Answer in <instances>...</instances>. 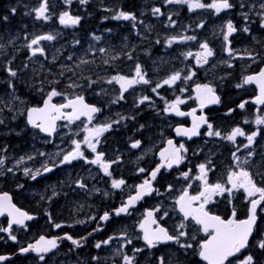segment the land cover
Returning a JSON list of instances; mask_svg holds the SVG:
<instances>
[{
    "label": "flooded vegetation",
    "instance_id": "af4514ba",
    "mask_svg": "<svg viewBox=\"0 0 264 264\" xmlns=\"http://www.w3.org/2000/svg\"><path fill=\"white\" fill-rule=\"evenodd\" d=\"M57 2L62 10L57 18L37 19L34 11L33 29L20 26L17 30L22 35L21 38L17 36L16 49H10L5 41L7 49L0 50V98L5 97L6 102L5 105L1 101L0 112V157L4 158V164L0 166V195L7 194V200L16 209L32 217L21 225L12 222L13 217L8 211L0 212V256L10 257L0 264H126L125 255L132 258V264H206L199 257L200 245L213 231L203 232L193 219H185L178 211V204H170L168 195L177 191L182 195L187 190L189 197L198 196L204 189L205 180L209 185L220 183L225 188H232L227 182L229 172H238L240 168L249 172L257 187L264 188V124L255 123L257 116L264 118V103L257 106L252 102L257 90L244 82L246 77L257 74L264 63L257 68L249 67L248 63L258 62L259 56L250 55L247 49H238L250 43L258 47L262 41V38L255 41L253 37L258 35L259 38V34L264 33V0H228L232 7L220 12L208 7L219 0H193L204 7L191 10L187 3L169 5L166 0ZM154 8H159L160 13L154 14ZM121 11L132 13L135 19H115ZM63 12L80 17L79 22L58 25L57 20L60 22ZM169 18L175 23H170ZM229 21L236 31L225 41ZM7 27L0 24V38H8ZM46 27L52 28L54 39L33 45V48L43 49L42 54L33 55L27 47L28 42L34 34L44 36L38 34ZM73 29L83 31L81 54L76 57L71 48ZM173 33L195 39L182 41L180 37L181 40L170 45V37H176ZM63 38L65 43L59 44V39ZM202 43H207L213 55L202 66L193 58L192 62L187 60L185 67L181 61L182 49H194ZM102 48L104 52L100 51ZM137 65L149 83L134 84L123 93L119 83H108L116 75L134 77ZM27 66H32L31 75L24 73ZM233 66L236 72H221L222 68ZM9 68L15 71V76L10 75ZM175 72L180 73V79L172 85L162 83ZM29 76L34 80L33 88L29 89L34 94V104L24 98V94L30 93L24 91L21 84ZM76 83L82 85L80 91L74 89ZM158 83L161 87L154 92ZM197 85L212 87L220 103H205L202 107L197 97L203 89L198 92ZM53 89L59 93L52 98L56 106L82 96L86 104L100 111L91 121L83 118L69 122L62 116L53 135L47 136L39 128L28 125L26 112L30 107H40ZM145 96L149 99L141 102ZM177 98L183 101L178 104V110L185 115L165 111ZM242 102L245 103L243 109L239 107ZM20 104L24 106L23 113L12 111V107ZM229 109L233 111L229 112ZM70 111L62 110L65 114ZM201 117L222 135L209 136L207 124H200L197 137H176L178 127H191ZM114 121L117 123H112ZM107 123H112V127L100 136L97 152L83 144L80 145L82 158L61 163L64 155L75 148L72 144L77 138L72 135L74 130H87ZM237 126L245 136L236 138L235 142L225 140L223 136ZM253 132L257 135L248 145L247 135ZM137 140L140 145L132 148L131 144ZM169 140L173 142L172 148L184 146L180 150L183 159L170 168L165 164L153 182V192L129 205L126 213L117 215L116 210L136 193V186L149 179L152 170L159 165L160 153ZM58 145H63V152L48 157L50 149ZM97 153L104 154V162L117 161L119 157L118 162L109 164L110 175L105 174L99 164L85 162V158L91 161ZM233 153L238 160L234 159ZM21 157L24 160L17 164ZM201 163L206 165L204 180L198 178ZM45 166L51 171H43ZM25 168L31 172L40 170V174L33 179L31 174L25 175ZM141 168L143 172L139 171ZM89 175L94 176L95 187L89 184ZM114 179L125 183L120 188H113ZM80 183L85 186L80 187ZM253 198L259 199V194L248 197L243 188H235L230 193H214L207 203L201 198L191 205L196 209L201 204L207 213L225 221L244 220ZM263 211L264 201L257 207V220L247 246L225 264H242L249 256L248 247ZM105 212L109 218L101 220ZM148 212H152L151 218L155 221L153 229L160 225L178 240L167 244L157 242L149 247L140 226ZM168 221L177 226L175 232ZM179 230L185 234L180 236ZM11 236L16 239L12 240ZM42 236L45 240H56V247L47 253L21 252L22 248L35 245ZM67 236L79 244H73ZM105 240L109 242L102 243ZM97 243L101 245L99 248ZM169 249L173 251L168 252ZM258 252L262 253L258 264H264V249L259 247ZM142 256H151L152 260L142 262ZM166 258L173 259L170 263Z\"/></svg>",
    "mask_w": 264,
    "mask_h": 264
},
{
    "label": "snow or ice",
    "instance_id": "6c2138e0",
    "mask_svg": "<svg viewBox=\"0 0 264 264\" xmlns=\"http://www.w3.org/2000/svg\"><path fill=\"white\" fill-rule=\"evenodd\" d=\"M66 3H71V0H65ZM81 4L86 3L87 0H80ZM167 3H187L189 6V9L192 8H200L204 7L203 4H200L199 2H193V0H166ZM208 7L215 8L216 12H220L222 9H229L232 7V5L228 2V0H219V2H214L213 4L209 5ZM264 7V5H262ZM15 11V9H13ZM35 15L37 19L43 18L44 20L49 19L45 13L47 12V4L46 0L45 2H42L39 6V8L35 9ZM154 14H159L160 9L154 8L153 9ZM67 18V19H66ZM115 19H132L134 20L135 17L132 13H126V12H119ZM7 19V17H5ZM80 17H72L69 15L68 12H63L60 15V23L64 25L72 24L75 25L79 22ZM170 23H175L174 21H171V18H169ZM236 31L231 21L227 23V32L224 34L225 41L228 40L229 34ZM247 31V29H245ZM54 37L50 34L44 35V36H37L36 38L32 39L30 43H28L27 47L31 50L33 55L36 53H43V49L40 47L33 48V45H38L39 41L41 40H53ZM95 39L99 40L100 37H95ZM177 39L176 37H172L168 42L169 44L172 43L173 40ZM181 39L186 40H193L195 37L192 36H186L181 37ZM2 47V45H0ZM201 49H203V52H198L197 55V63L202 64L207 62L208 57H211L213 55V51L211 48L208 47L207 43H202L200 45ZM101 52H104L105 49H100ZM230 51V50H229ZM188 55H191V53H188ZM86 62V61H85ZM10 75L15 76V71H12L10 68L8 69ZM178 79H180V73L175 72L171 76H169L167 79L163 80V84L165 85H172L174 84ZM187 79V77L185 78ZM113 81L120 84L121 93H123L128 87H131L134 84L137 83H149L147 79H145V76L141 70L140 65L136 66L135 69V76L132 78H126L121 75L112 76L108 83H112ZM251 81H257L260 84L261 89V95L256 98L257 103H264V69H261L260 73L256 76H248L245 78L244 82L248 83ZM91 83H94V81H90ZM161 87V84H157L155 88H153V91L155 92L157 88ZM237 87H240V85H237ZM203 89V93L201 95H198V99L201 101V106L205 103L213 104V103H220V98L216 96L214 89L210 87L209 85H197L198 92ZM59 93L53 89L52 92L49 94L48 99L44 101L45 107L44 108H30L28 109V122L32 124L34 127L40 128L43 132H48L51 134V132L54 130L55 121L59 118H61L60 115H57V113H60V110L62 108H71L72 112L68 113L66 118L71 122L72 120L79 119L80 116L84 115L87 116L88 119L91 121L93 114L100 111L98 108L88 105L84 102V98L82 96H76L74 99H69L67 104L56 106L51 105L50 100L51 97L58 95ZM123 98L122 96L120 97ZM149 97L145 96L142 97L141 102L144 100H148ZM183 103L182 100L177 98L176 101H174L170 106L165 108V111H175L177 115H185V113H182L178 110V104ZM241 109L245 107V103H241L239 105ZM229 112H232V109L228 110ZM34 114H38L34 118ZM41 120L40 123H37V120ZM195 119V118H194ZM2 122V121H0ZM248 121L246 120L245 123ZM117 123V122H112ZM112 123L103 124L100 126H97L95 128L88 129V135L85 136L84 143L87 144V146L93 151L97 152V144L100 142L99 138L100 136L108 131L112 127ZM255 123L260 125L264 124V118H261L260 116L256 117ZM200 124H207V127L209 129L208 135L209 136H221V132L219 130H213V125L210 123H207V120L203 117L200 118L198 123L194 122V125L192 129H180L178 128L176 131L178 134H184L188 136L196 135L197 129L200 127ZM257 135L256 132L251 133L250 135H247V141L248 145H251L253 143L254 137ZM237 136H245V132L239 127H234L231 132L227 135H224L223 138L227 141L235 142ZM72 143L75 145V148L73 151L68 152L64 155L63 160H61V163H71L72 160L77 158H82L83 153L80 151V142L73 140ZM168 144L171 146L173 142L171 140L168 141ZM140 145V141L137 140L131 144L132 148H137ZM248 145H245L247 147ZM183 145H180V148H172L171 151L168 149H165L163 152H161V158L163 164H166L167 167H172L173 164H179L180 161L183 159V156L180 155V150L183 149ZM103 153H97L96 157L92 159L91 161H88L85 158L86 163H92V164H99L102 170L105 174L110 175L109 173V164L110 163H116L119 160V157H117V161H111V162H104L103 161ZM251 155V153H249ZM234 159L238 160L239 158L236 157L235 153H233ZM28 159H32V157H28ZM24 160L23 157H21L20 161H17V164L21 163ZM4 164V158L0 157V166ZM239 166V165H238ZM161 165H158L155 170L151 173V178L155 179L157 176V173L160 170ZM198 168L200 170V177L199 179L204 180L206 177V165L201 163L198 165ZM9 171H12L9 169ZM43 171H51L50 168L44 167ZM140 172H143L144 169H139ZM25 175L31 174L32 178L35 179L37 175L40 174V170H37L36 172H31L30 169L25 168L24 169ZM183 176L187 177L188 173H183ZM228 182L232 185V188H225L223 184L217 183L215 185H209L207 184L205 180V185L203 191L200 192L198 196H188L187 190L183 192V194L179 197V199L176 201L177 204L180 206V211L184 213L185 217L193 216L194 219H196V222L198 224L203 225V231L208 232L209 228L213 229V233H210V238L206 241H204L200 245V252L199 255L206 261H208V264H224V261L229 257L232 256L234 253L239 252L241 249L245 248L248 244L249 236L253 232V226L256 223V212H257V206L261 204L262 201H264V188L257 187V185L253 182V179L248 171L244 170L243 168H240L238 172H229L228 175ZM79 183V182H78ZM125 182L123 180H113L112 181V187L113 188H120L121 185H123ZM80 187H84L85 185L80 183ZM137 191L134 196H130L125 204H123L119 209L116 210V214L119 215L120 213H126L128 211L129 205L134 204L137 200L141 199L143 195L149 194L153 191L151 187V181L148 179H145L143 183L140 185H137ZM171 187V186H169ZM235 188H243L244 191L247 193L248 197H255V194H259V199L253 198L250 201L251 207L249 208V214L248 217L244 220H235V219H229L227 221L222 220L219 216H209L207 212L203 210V205L200 206L199 209H192L191 208V201H196L201 198H203L204 202L207 203L209 199H211L212 195L214 193H223V192H231L232 189ZM55 195V193H53ZM2 211H8V214L13 217V221L16 224H23L25 220L32 219L31 216H29L27 213L20 212L19 209H16L14 205L10 203V201L7 200V194H5L4 197H0V212ZM235 216V212H233V217ZM147 217H152V212L147 213ZM109 218V214L107 212L104 213L103 216L100 217L101 220H107ZM151 223H155L154 220H151ZM141 228H144V240L148 244L149 247L154 246L155 243L160 241H170V240H178V237L169 235L168 232L164 228L157 227L155 230H148L145 228V223H141ZM56 227H60V225H56ZM185 233L180 232L179 235L183 236ZM69 240H72L73 244L78 245L79 241L72 239L71 236L66 237ZM12 240H15V236H11ZM112 237H109V240H111ZM109 240H105L102 243L107 244ZM130 243V241H128ZM101 245L100 243L96 244V247L99 248ZM56 247V240H45V238L42 236L40 238V241H38L35 245H29L27 248H22L21 252H28L29 250H32L36 253H47L50 249ZM188 247H191L189 245ZM259 247L264 249V240L259 242ZM136 251H140L137 249ZM4 257L0 256V260H3ZM40 259L43 260V255L40 256ZM95 259V257H94ZM124 260L126 264H132V258L125 255ZM242 264H253V258L251 256H248L245 258V260L242 262Z\"/></svg>",
    "mask_w": 264,
    "mask_h": 264
},
{
    "label": "trees",
    "instance_id": "16d2710c",
    "mask_svg": "<svg viewBox=\"0 0 264 264\" xmlns=\"http://www.w3.org/2000/svg\"><path fill=\"white\" fill-rule=\"evenodd\" d=\"M42 2H45V0H0V24H6L11 31L15 34L14 31H17L18 29L20 30V26L22 28H27L28 26H32L34 22V10L40 6ZM47 4V12L45 15L48 17H54L56 16L59 12H62L61 7L58 6L57 0H46ZM15 9V11H13ZM7 17V19H5ZM6 21V23H4ZM33 29V27H31ZM83 31L81 29H73L72 31V41H71V48H72V55L73 57H76L81 54V39ZM70 36V34H69ZM66 40L59 39V44L64 42ZM56 43V44H58ZM256 55V56H255ZM254 56L257 57L259 56L258 53L255 51ZM259 61L255 60V62L248 63L249 67L257 68L262 62L264 63V56H260ZM32 66L26 67L24 69L25 74L32 73ZM221 72H236V69L234 66L232 68H222ZM75 77V76H74ZM226 79V78H225ZM33 77L29 76L25 80H23V85L22 88L24 91H27L30 93L29 89L33 88ZM81 84L76 90H81ZM75 91V90H74ZM34 94L26 95L24 94V98L29 102V104H34L35 100L33 97ZM31 96V97H30ZM264 240V211L261 212L260 217H259V222L257 223L256 230H255V235L253 237L252 243L248 247V255L253 258V261H255L256 264H258L261 254L258 252V243L260 241Z\"/></svg>",
    "mask_w": 264,
    "mask_h": 264
},
{
    "label": "rangeland",
    "instance_id": "374dc122",
    "mask_svg": "<svg viewBox=\"0 0 264 264\" xmlns=\"http://www.w3.org/2000/svg\"><path fill=\"white\" fill-rule=\"evenodd\" d=\"M169 5H171L170 3H169ZM37 8H39V6L37 7ZM36 8V9H37ZM58 17V15H56V17L55 18H57ZM67 19V18H66ZM57 24L59 25H64V24H61L58 20H57ZM262 24H263V26H264V21L262 22ZM7 36H8V38L7 39H2V38H0V45H2V47H0V50H2V49H7V43H8V45L10 46V49L11 48H14V50L16 49V46H17V41H18V37L17 36H19L20 35V38H21V35L22 34H20V32L19 31H14L15 32V34H16V36H15V34L13 33V32H9V31H11L10 29H8V27H7ZM41 33H39L38 35H48V34H50V35H52V28H50V30L48 29V27H46V28H43L41 31H40ZM175 36L177 35L176 33H173ZM31 35H33V34H30V36ZM0 36H1V34H0ZM15 36V37H14ZM36 36H37V34H34L33 36H31V38H30V41L32 40V39H34V38H36ZM262 36V37H261ZM25 37H26V34H25ZM181 37V35L179 34L178 36H176V38L177 39H175V40H173L172 41V43L171 44H174L175 42H177V41H179V40H181V39H179ZM170 38H172V37H170ZM260 38H262V41L259 43V46L257 47L256 46V44H252V43H250L248 46H244L243 48L242 47H239L238 49H247V51H248V53L250 54V55H253L254 53H255V51L258 53V55H259V57L260 56H264V33H261V34H259V38H258V35L257 36H254L253 37V40H255V41H257V40H259ZM5 41H7V43H4ZM30 41L28 42V43H30ZM182 41H184V39L182 40ZM169 43V42H168ZM170 44V45H171ZM198 46H200V44H197L195 47H197V48H194V49H182V52H181V61L182 62H184V64H185V67H186V62H188L187 60H190V62H192V60H193V58H195V61L194 62H197V53L198 52H202V49H201V47H199L198 48ZM11 53V52H10ZM188 53H191V55H188ZM247 53V54H248ZM183 54V55H182ZM256 56V55H255ZM198 65H200V66H202L203 64H199L198 63ZM188 66H190V65H188ZM187 71H189V70H187ZM193 71V70H192ZM189 74V73H188ZM76 77H77V75H76ZM78 82V81H77ZM79 85H77V83L75 84V85H73V87H75V88H77ZM74 88V89H75ZM13 98V97H12ZM11 97H10V99H12ZM5 100V97H3V98H0V112H1V107H2V103H1V101L6 105V102L4 101ZM13 105V104H12ZM23 108H24V106L22 105V104H20V105H17L16 107H12V111H16L17 110V112H21V113H23ZM20 113V114H21ZM16 114V113H15ZM16 115H13V117L14 118H16L15 117ZM234 128V127H233ZM232 128V129H233ZM88 129H91V128H87V130ZM231 129V130H232ZM73 130V129H72ZM86 130V128L85 129H77V130H74L73 132V137H77L76 139H73V140H76V141H78V142H80V145H85V146H87V144L86 143H84V140H85V136L86 135H88V131ZM231 131H229L228 132V134L230 133ZM242 137H244V136H237L236 138H242ZM73 144V143H72ZM235 146V145H234ZM71 147V146H70ZM88 147V146H87ZM72 148V147H71ZM63 152V145H58L57 146V148L55 147V148H51L50 149V151H49V154H48V157H51V156H58V155H60L61 153ZM215 152H216V150H215ZM90 176V175H89ZM94 176H90L89 177V184L90 185H92V186H96L97 185V183L95 182V178H93ZM227 182H228V179H227ZM180 195H181V191H177V193L176 192H174V194L173 193H171L170 192V194L168 195V200H169V202H170V204H173V205H177V200L179 199V197H180ZM160 210V209H159ZM163 213V212H162ZM173 215V214H172ZM161 216L162 217H165V215L164 214H161ZM168 224L172 227V229H173V231L175 232V230H177V226L176 225H174L173 223H171L170 221H168ZM179 233L180 232H182V231H178ZM178 244V243H177ZM168 252H172L173 250H171V249H169V250H167ZM143 254H146V252H142ZM186 254V253H185ZM151 256H142L141 257V261L143 262V261H147V260H152L151 258H150ZM168 258H169V256H168ZM167 259V258H166ZM171 259H173V258H170V259H167V261L168 262H170L171 263ZM174 260H177V257L176 258H174ZM153 264V263H152Z\"/></svg>",
    "mask_w": 264,
    "mask_h": 264
},
{
    "label": "water",
    "instance_id": "95a60500",
    "mask_svg": "<svg viewBox=\"0 0 264 264\" xmlns=\"http://www.w3.org/2000/svg\"><path fill=\"white\" fill-rule=\"evenodd\" d=\"M261 69H264V67H262ZM261 69H260V71H261ZM260 71L257 73V74H255L254 76H256V75H258L259 73H260ZM245 84H251L252 86H254L255 88H256V90H257V96L252 100V102L253 103H255L257 106H261L263 103H257L256 102V98L257 97H259L260 95H261V89H260V84L257 82V81H251V82H248V83H245ZM48 97H49V95L45 98V100L46 99H48ZM52 98L53 97H51V100H50V104L51 105H54L53 103H52ZM75 98V97H74ZM74 98H72V99H74ZM44 100V101H45ZM68 103V101H66V103H64V104H67ZM64 104H62V105H64ZM45 107V104H44V102H43V104L40 106V107H30V108H44ZM30 108H28V109H30ZM63 109H65V108H62L61 110H60V113H57V115H60L61 117L62 116H67V114H65V113H63L62 112V110ZM66 109H70L71 111L69 112V113H71L72 112V109L69 107V108H66ZM95 114V113H94ZM93 114V115H94ZM38 114H34V118L37 116ZM83 118H88L87 116H84V115H82V116H80L79 117V119H75V121H78V120H81V119H83ZM61 118H59V119H57L56 121H55V126H54V130H55V127H56V123L57 122H59V120H60ZM26 120H27V123H28V125L30 126V127H34L32 124H30L29 122H28V110H27V112H26ZM41 122V120H37V123H40ZM203 125V124H202ZM202 125H200V127L197 129V133H198V131H199V129L201 128V126ZM192 127L193 126H191V127H178V128H180V129H192ZM40 129V128H39ZM54 130L51 132V134H49L48 132H43V131H41L42 133H44L45 135H47V136H52L53 135V133H54ZM176 131V130H175ZM175 135H176V137H178V138H187V139H191V138H195V137H197L198 136V134H196V135H192V136H188V135H184V134H178L177 133V131H176V133H175ZM165 149H168L169 151H171L172 150V145L170 146L168 143L166 144V148ZM164 149V150H165ZM163 150V151H164ZM163 151H161V152H163ZM161 154V153H160ZM159 165H161V167H160V169L161 168H163L164 166H165V164H163V162H162V158H160V163H159ZM157 168V167H156ZM156 168H154L153 170H155ZM152 170V171H153ZM152 173V172H151ZM151 173H150V175H149V179L148 180H150L151 181V187H152V189H153V182H154V180L155 179H152L151 178ZM159 173V172H158ZM158 173H157V175H158ZM157 177V176H156ZM140 185V184H139ZM136 191H137V188H136ZM153 192V191H152ZM151 192V193H152ZM151 193H149V194H146V195H143L142 197H141V199L143 198V197H146V196H148V195H150ZM136 194V193H135ZM134 194V195H135ZM0 197H2V195H0ZM141 199H139V200H141ZM139 200H137V201H139ZM197 201V200H196ZM193 201H191V203H192ZM200 206H201V204H199L197 207H196V209H199L200 208ZM250 207H251V205H250ZM249 207V208H250ZM258 207V206H257ZM191 208L193 209V207H192V205H191ZM203 210L205 211V209L203 208ZM178 211H179V213L185 218V219H188V218H191V219H193L195 222H196V219H194L193 218V216H188V217H185V215H184V213L183 212H181L180 211V206L178 205ZM206 212V211H205ZM209 214V213H208ZM209 216H215V215H211V214H209ZM151 220H153L152 218H148V217H146L145 218V220H144V223H145V228H147L148 230H155L157 227H160V228H164V227H162V226H157L155 229H153V224L151 223ZM257 220V219H256ZM197 223V222H196ZM200 226H201V228H202V231H203V225H201V224H199ZM255 226V225H254ZM254 226H253V229H254ZM165 229V228H164ZM166 230V229H165ZM209 230H212L213 231V229H211V228H209ZM167 231V230H166ZM203 232H205V231H203ZM142 233H143V237H144V228H142ZM214 234V233H213ZM252 234H253V232L251 233V235L249 236V240H250V238H251V236H252ZM210 238V237H209ZM208 238V239H209ZM207 239V240H208ZM248 240V241H249ZM172 241H174V240H170V241H160V242H158V243H161V244H167V243H169V242H172ZM145 243H146V241H145ZM147 244V243H146ZM237 253V252H236ZM236 253H234L232 256H229L225 261H224V264L228 261V259H230L231 257H233L234 255H236ZM4 257V259L3 260H0V263L1 262H3V261H5V260H8V259H10V257H7V256H3ZM199 257H200V259L202 260V261H204L206 264H208V261H206V260H204L200 255H199Z\"/></svg>",
    "mask_w": 264,
    "mask_h": 264
}]
</instances>
